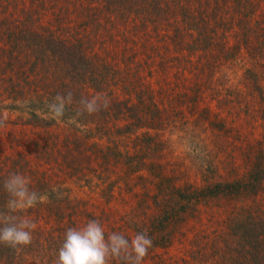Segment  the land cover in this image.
I'll use <instances>...</instances> for the list:
<instances>
[{
  "label": "trees",
  "instance_id": "trees-1",
  "mask_svg": "<svg viewBox=\"0 0 264 264\" xmlns=\"http://www.w3.org/2000/svg\"><path fill=\"white\" fill-rule=\"evenodd\" d=\"M122 11L123 21L136 37L144 31L145 47L153 50L137 62L133 40L124 49L131 53L125 73L118 54L108 58L118 51L106 46L113 30L102 32L104 22L112 25ZM99 17L103 24L91 31ZM115 81L127 82L125 99L113 96ZM68 92L73 104L60 120L50 118L45 105ZM98 93L110 99L109 108L76 117L79 100ZM164 94L169 101L158 98ZM165 102L176 107V117L189 114L193 127L219 138L233 129L237 135L247 127H264V0H0V134L8 140L0 150V210L8 199L3 181L13 172L27 176L31 190L47 195L44 203L20 213L37 224L32 243L18 248L0 243V264H54L66 230L88 220H99L107 235L108 215L99 218L64 184L74 177L78 189L105 192L110 203L116 187L124 193L133 180L144 179L146 162L137 154L154 152L159 126H178L165 122L173 113ZM229 123L235 127L229 129ZM258 137L241 146V159L233 154L238 148L230 152L239 173L229 169L225 184L214 185L217 196L243 199L264 191V143ZM101 185L106 188L100 190ZM157 203V218L162 212L171 215L169 225L179 219L173 217L174 202ZM249 211L234 212L221 236L223 264H264V206ZM128 223L111 232L127 237ZM153 236L157 248L167 245L169 236Z\"/></svg>",
  "mask_w": 264,
  "mask_h": 264
},
{
  "label": "rangeland",
  "instance_id": "rangeland-1",
  "mask_svg": "<svg viewBox=\"0 0 264 264\" xmlns=\"http://www.w3.org/2000/svg\"><path fill=\"white\" fill-rule=\"evenodd\" d=\"M124 11L133 13V11ZM124 11L115 16L112 25L108 26V22H104L102 32L105 34L107 29L113 30L112 33L115 36L110 40L105 39L106 46L110 44L109 52H114V49L118 51L108 55V58L111 59V56L115 58L114 54H118L120 66L125 73L129 69L127 63L130 62L131 53L125 52L124 49L127 46L131 47L133 40L138 43L136 46L139 51V55L136 56L137 62L143 63L146 56L153 50L145 47L144 31L139 37H136L133 27L130 29L131 26L123 21L126 15H124ZM109 15L111 16V14ZM103 20L104 18L99 17L92 24L91 31L96 32L103 24ZM76 22H73L72 25L78 27ZM78 30L81 32L83 26L78 27ZM97 50L106 56L103 47H98ZM124 84L127 82H111L110 87L115 90L113 92L115 98L120 100L126 98ZM105 94L108 95V92ZM158 98L169 101L171 97L164 94ZM165 105L168 109L173 110V113L171 111L164 116L165 122L167 121L169 124L177 122L178 126L176 129L159 126L156 133L158 134L160 130L161 132L154 140L159 139L160 143L156 145L154 152L137 154L139 162L143 159L146 162L142 167L144 179L133 180L131 189L127 190L126 188L124 193H119V189L116 187L114 199L110 203L104 200L107 199L103 196L105 192L102 195L96 190L94 194L89 195L78 189L74 177L70 178L64 186L73 194V199L87 201L89 210L102 220L105 214L108 215L107 223H105L106 231L111 232L112 227L121 228L122 224L128 220L129 230L123 231L129 233L127 237L131 238L136 233L146 232L152 240L146 264H223V260L220 259V256H223L224 247L221 236L228 230L227 226L232 225L230 221L235 217L233 216L234 212L243 211L248 215L251 208L264 206V191L258 192L255 196L251 191V193L243 195V199L238 197L239 195L217 196L220 189L215 188L214 185L225 184L230 175V168L234 173H239V169L233 168L234 166L230 164V152L238 148L233 154L241 159V146L247 145L249 141L255 142L260 135L264 143V127L259 126L255 130L247 127L245 130L241 129L242 134L236 128L237 135H235L232 128L235 126L229 123L227 127L233 131L219 138L215 134L193 127L194 123H192L189 114L185 118L176 117L177 109L173 103L165 102ZM132 127L138 130V126L132 125ZM94 128L91 127L90 131L95 133ZM143 129L139 132L142 133ZM26 138L28 137H24V140ZM90 139L92 140V138ZM245 139H247L246 144ZM151 140L150 137L143 136V141L147 144ZM0 141L1 150L2 142L8 141L7 135L0 134ZM129 143V146L134 145L133 142ZM10 150L12 151V149ZM10 150L7 149V152H11ZM241 162L242 160L238 163ZM256 179L259 180V178ZM104 188L106 187L100 186V190ZM158 200L174 202L176 208L173 217L175 218L179 214V219H173L169 225L168 220L172 217L171 215L159 212L161 214L157 218ZM183 207H187L183 213L176 211ZM134 224H136L135 228H133ZM153 235L161 238L165 235L169 236L167 245L157 248L158 243L155 242Z\"/></svg>",
  "mask_w": 264,
  "mask_h": 264
},
{
  "label": "clouds",
  "instance_id": "clouds-1",
  "mask_svg": "<svg viewBox=\"0 0 264 264\" xmlns=\"http://www.w3.org/2000/svg\"><path fill=\"white\" fill-rule=\"evenodd\" d=\"M74 102L73 94L56 95L52 102L45 105L50 118L60 120L66 107ZM76 117L87 113L95 114L107 110L110 99L103 93L91 98L82 97L79 100ZM76 117L71 122H75ZM30 179L17 172L9 174L3 181L4 191L8 199L5 210H0V243L18 248L32 243L33 231L37 224L30 218L20 215L21 212L44 203L47 195L31 190ZM57 198L63 194L58 189ZM152 247V240L146 232H139L131 238L121 232L105 233L99 220H88L79 227L68 228L58 251L54 264H143L148 250Z\"/></svg>",
  "mask_w": 264,
  "mask_h": 264
}]
</instances>
